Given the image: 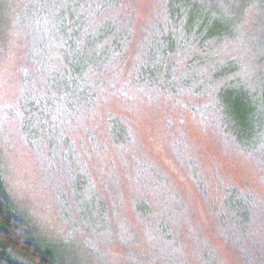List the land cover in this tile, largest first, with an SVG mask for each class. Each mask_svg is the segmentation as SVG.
Returning <instances> with one entry per match:
<instances>
[{
	"label": "rangeland",
	"instance_id": "1",
	"mask_svg": "<svg viewBox=\"0 0 264 264\" xmlns=\"http://www.w3.org/2000/svg\"><path fill=\"white\" fill-rule=\"evenodd\" d=\"M263 88L264 0H0L3 186L62 264H264Z\"/></svg>",
	"mask_w": 264,
	"mask_h": 264
},
{
	"label": "trees",
	"instance_id": "2",
	"mask_svg": "<svg viewBox=\"0 0 264 264\" xmlns=\"http://www.w3.org/2000/svg\"><path fill=\"white\" fill-rule=\"evenodd\" d=\"M181 24L183 26L181 34L189 31L196 33L199 29L203 28L198 24V22L192 19L188 20L186 17ZM186 24H190L191 30L184 29V25ZM214 26L215 20L205 18L204 28H208V31H216L213 29ZM173 43L174 42L169 41V44L173 45ZM72 44H74V42H72ZM75 49L76 46L73 45L72 51L74 52ZM77 51L79 54H75L76 60L72 63V65L76 66L77 71H81L86 65L82 62V58L87 59L89 52L82 51L81 48H78ZM164 54H166V52H164ZM169 61L170 58L165 55L159 64L160 67L154 69L153 73L158 74L161 68H167ZM167 70H169V68L166 69V71ZM166 73H169V71ZM163 78H166V82L170 81L169 74H166ZM262 92H264V88ZM262 95V108L264 111V93ZM247 120H253V117L245 118L242 121L245 122ZM24 259L28 260V262L32 264H62L56 259L52 251L45 248L40 241H38L26 222L14 211L11 199L3 186L0 171V264H27L23 261Z\"/></svg>",
	"mask_w": 264,
	"mask_h": 264
}]
</instances>
